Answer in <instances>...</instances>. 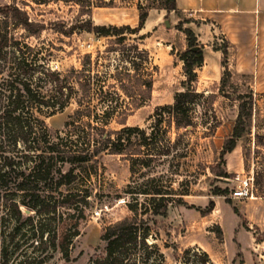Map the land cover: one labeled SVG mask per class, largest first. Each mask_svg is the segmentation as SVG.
<instances>
[{
    "label": "rangeland",
    "instance_id": "1",
    "mask_svg": "<svg viewBox=\"0 0 264 264\" xmlns=\"http://www.w3.org/2000/svg\"><path fill=\"white\" fill-rule=\"evenodd\" d=\"M139 2L148 5L159 0H0V7L16 3L31 20L42 24L36 33L15 25V37L45 55L52 68L65 72L73 66L90 76L93 86L87 100L98 118H104L103 101L109 102L106 128L110 130L137 125L150 134L157 118L155 107L171 103L175 92L182 89L185 76L179 54L187 47L184 27L192 28L204 53L196 68L199 95L191 105L192 123L176 128L164 121L156 127L157 140H161L155 142L164 153L153 157L149 165L142 166L124 154L103 152L97 159L77 165L76 179L62 185L61 192H0L17 200L39 194L49 207V211L35 212L22 206L25 214L33 215V224L21 221L13 240L1 235L0 264H89L103 253V227L130 215L127 202L133 203L135 197L151 206L148 198L152 194L141 191L155 187L165 191L168 209L157 223H151L153 235L148 241L160 246L168 264H178L177 257L187 247L207 251L214 264H264V29H259L257 21L245 20L242 28L231 31L237 35L233 43L225 24L158 7H147L143 27L137 33L124 32L122 42L115 41L116 36L79 27L85 18L96 24L136 26ZM256 2L261 9L264 0ZM69 26L74 28L65 31ZM134 44L139 51L147 50L149 60L143 61ZM223 46L227 48L224 65ZM131 56L135 67L129 62ZM125 66L130 75L123 73ZM149 75L148 94L142 79ZM241 102H245V114L249 109L251 116L243 118L242 135L235 147L220 157ZM76 106L71 98L62 110L44 117L53 133L64 134V122ZM135 143L136 135H132L131 145ZM211 166L223 168L229 176L215 177ZM236 172L258 177L252 197L230 195ZM215 186L227 188V192L215 193ZM210 201L213 205L208 209ZM8 210L1 197L4 219L0 226L6 229L14 223ZM64 242L68 243V258L61 249Z\"/></svg>",
    "mask_w": 264,
    "mask_h": 264
},
{
    "label": "trees",
    "instance_id": "2",
    "mask_svg": "<svg viewBox=\"0 0 264 264\" xmlns=\"http://www.w3.org/2000/svg\"><path fill=\"white\" fill-rule=\"evenodd\" d=\"M33 1L45 3L48 0ZM137 7L139 15L136 26L96 24L91 18H85L79 22V27L97 35L116 36L115 41L122 42L124 32L137 33L143 27L147 7L181 13L176 0H159L157 4L148 5L139 2ZM0 13V192H61L62 185L76 179L77 165L97 159L103 152L124 154L142 166L149 165L153 157H160L164 153L161 146L156 144L161 140H157L156 127L164 121L173 123L176 128L191 125V105L199 95L195 87L196 68L204 59L202 46L197 45L191 27L183 28L187 47L179 54L185 76L181 82L182 89L175 92L171 103L155 107V127L147 135L145 129L137 125H124L116 130L106 128L111 110L109 102L103 101L106 103L102 113L104 118H98L97 112L92 113L87 100L93 86L90 76L83 69L73 66L65 72L52 68L45 55L15 37L12 30L15 25L23 27L29 33H36L42 28V24L29 18L25 9L16 3H10L0 7ZM177 25L181 27L180 22ZM72 28L74 27L69 26L65 31H71ZM133 48L137 53H142L143 61L149 60L147 50L139 51L135 44ZM220 49L224 65L227 48L223 46ZM132 57L129 62L135 67V59ZM125 68L123 73L130 75L129 68ZM117 72L120 73L121 70L118 69ZM151 84V75L142 79V85L148 94ZM120 85L126 91L123 82ZM100 90L105 91L102 88ZM71 98H74L77 106L64 122V134L58 130L53 133L44 117L62 110ZM239 107L238 119L233 132L224 139L220 157L235 147L237 138L242 135L240 124L243 118L249 119L251 116V110L248 109L246 114L244 112L245 102H241ZM93 120L96 123H92ZM132 135H136L134 146L131 145ZM66 164L68 168H64ZM210 170L215 177L229 176L219 166H211ZM254 182L258 183V177L255 176ZM142 192L152 194L148 198L151 206L137 197L133 203L127 202L132 213L103 227L100 234V238L105 241L103 253L92 258L89 264H168L160 246L148 241L149 235H153L151 223H157L158 216L166 215L167 196H164L165 191L159 187ZM213 192L224 194L227 188L215 186ZM1 197L5 206L8 205L9 216L14 223L9 229L0 226V237L5 234L13 240L21 228V221L33 224V215L25 214L22 206L35 212L49 211L39 194H30L28 197L23 195L18 200L15 197L5 198L0 194V199ZM212 205L213 202L210 201L208 209ZM3 219V214H0V222ZM42 234L41 232L39 237ZM257 239L262 240L258 236ZM61 249L68 258V243L64 242ZM176 262L214 264L207 251L193 247L185 248Z\"/></svg>",
    "mask_w": 264,
    "mask_h": 264
},
{
    "label": "crops",
    "instance_id": "3",
    "mask_svg": "<svg viewBox=\"0 0 264 264\" xmlns=\"http://www.w3.org/2000/svg\"><path fill=\"white\" fill-rule=\"evenodd\" d=\"M176 4L181 12L193 17H209L225 24L228 40L233 43L237 35L231 31L242 28L245 20L257 21L259 29H264V4L261 9L257 8L256 0H176Z\"/></svg>",
    "mask_w": 264,
    "mask_h": 264
},
{
    "label": "built area",
    "instance_id": "4",
    "mask_svg": "<svg viewBox=\"0 0 264 264\" xmlns=\"http://www.w3.org/2000/svg\"><path fill=\"white\" fill-rule=\"evenodd\" d=\"M233 185L230 195L234 198H250L254 195L255 184L253 174H240L236 172L231 179Z\"/></svg>",
    "mask_w": 264,
    "mask_h": 264
},
{
    "label": "water",
    "instance_id": "5",
    "mask_svg": "<svg viewBox=\"0 0 264 264\" xmlns=\"http://www.w3.org/2000/svg\"><path fill=\"white\" fill-rule=\"evenodd\" d=\"M165 24H166V25H168V24H169V21H168L167 19L165 20Z\"/></svg>",
    "mask_w": 264,
    "mask_h": 264
}]
</instances>
